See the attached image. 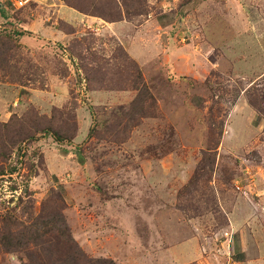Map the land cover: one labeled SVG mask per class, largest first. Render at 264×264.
Returning <instances> with one entry per match:
<instances>
[{
  "label": "rangeland",
  "instance_id": "374dc122",
  "mask_svg": "<svg viewBox=\"0 0 264 264\" xmlns=\"http://www.w3.org/2000/svg\"><path fill=\"white\" fill-rule=\"evenodd\" d=\"M0 5V264L264 245V0Z\"/></svg>",
  "mask_w": 264,
  "mask_h": 264
},
{
  "label": "crops",
  "instance_id": "0c3cea01",
  "mask_svg": "<svg viewBox=\"0 0 264 264\" xmlns=\"http://www.w3.org/2000/svg\"><path fill=\"white\" fill-rule=\"evenodd\" d=\"M55 6V5H52ZM68 13H63V18H68ZM90 21H88L89 23ZM95 26L102 25L99 21H93L92 23ZM91 24V26H92ZM90 25V24H89ZM102 29H100L101 31ZM238 238L237 248L235 252V257H233L232 264H264V245L258 242H242L241 237ZM254 249V251L252 250Z\"/></svg>",
  "mask_w": 264,
  "mask_h": 264
},
{
  "label": "trees",
  "instance_id": "16d2710c",
  "mask_svg": "<svg viewBox=\"0 0 264 264\" xmlns=\"http://www.w3.org/2000/svg\"><path fill=\"white\" fill-rule=\"evenodd\" d=\"M0 11H3V7H2V5H0ZM78 11L80 12L81 10L80 9H78ZM34 129H35V127H34ZM37 130L39 131V128H37ZM37 131V132H38ZM41 132H43V133H45V132H47V129H42L41 130ZM11 133H13L14 135H15V137H14V141H13V143H11V144H18L19 142H21V141H24V140H27V141H30V140H32V138L33 137H31L29 134H30V131H28V129H23V130H20V129H14V130H12V132ZM53 134V136L56 138V140L57 141H60L61 140V137L58 135V134H56V133H52ZM77 254V252H75V254L74 255H76ZM78 262V263H77ZM53 263V260H51V263L50 264H52ZM75 264H82L81 262H80V260H79V258H76V263Z\"/></svg>",
  "mask_w": 264,
  "mask_h": 264
},
{
  "label": "built area",
  "instance_id": "2783aa9c",
  "mask_svg": "<svg viewBox=\"0 0 264 264\" xmlns=\"http://www.w3.org/2000/svg\"><path fill=\"white\" fill-rule=\"evenodd\" d=\"M7 1L11 7H13L14 9H19V8H22L30 0H7ZM227 235L225 234V236Z\"/></svg>",
  "mask_w": 264,
  "mask_h": 264
}]
</instances>
